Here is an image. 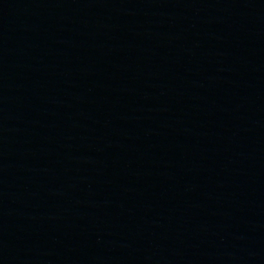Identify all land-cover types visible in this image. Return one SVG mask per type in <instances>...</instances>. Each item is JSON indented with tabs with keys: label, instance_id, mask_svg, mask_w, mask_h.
Segmentation results:
<instances>
[{
	"label": "water",
	"instance_id": "95a60500",
	"mask_svg": "<svg viewBox=\"0 0 264 264\" xmlns=\"http://www.w3.org/2000/svg\"><path fill=\"white\" fill-rule=\"evenodd\" d=\"M264 221V0H0V264H246Z\"/></svg>",
	"mask_w": 264,
	"mask_h": 264
}]
</instances>
